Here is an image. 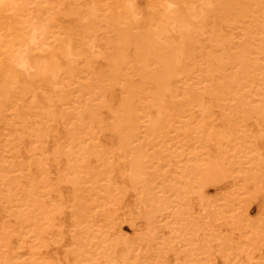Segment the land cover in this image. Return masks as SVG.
I'll return each mask as SVG.
<instances>
[{
  "label": "bare ground",
  "instance_id": "6f19581e",
  "mask_svg": "<svg viewBox=\"0 0 264 264\" xmlns=\"http://www.w3.org/2000/svg\"><path fill=\"white\" fill-rule=\"evenodd\" d=\"M133 1L0 0V264H261L264 0Z\"/></svg>",
  "mask_w": 264,
  "mask_h": 264
},
{
  "label": "rangeland",
  "instance_id": "374dc122",
  "mask_svg": "<svg viewBox=\"0 0 264 264\" xmlns=\"http://www.w3.org/2000/svg\"><path fill=\"white\" fill-rule=\"evenodd\" d=\"M164 2H166V1L165 0H135V1H133V4L142 13V16L145 19H148L152 15L159 14L160 12H162L163 10H165L167 8V6H169L168 3L165 4ZM155 10H157V11H155ZM63 36L64 35H61L60 36V40H62V41H64V39H65V36H64V39H63ZM63 131H65V130H63ZM53 142L54 141L52 140V142H50V143L52 144ZM105 143H107V142H105ZM31 175L32 174H30V176ZM229 185L230 184L228 182H226L225 185H223V186L221 184H219V185H217V184H210L208 186V188L206 189L207 196L209 197V199H219L225 193H228L229 192V190L231 189L230 187H228ZM262 191H264V190H262ZM250 202H252V204L248 207V209H249V217L252 220H259L260 218H257V216L259 215L258 214L259 209H260L259 208L260 207L259 205H261L259 202H261V201L259 199L251 198L249 200V203ZM66 225H67V223H66ZM123 226H124L125 229H127L128 233H133L134 232V229H133L132 225H129L128 223H125ZM224 233H225V229H224ZM23 249L24 250L25 249L27 250L28 248L25 247ZM166 249H168V248H166ZM260 257H261V260H260L261 261V264H264V250L262 251ZM55 258H56V260H60L61 258H63V254L60 253L59 255L55 256Z\"/></svg>",
  "mask_w": 264,
  "mask_h": 264
}]
</instances>
